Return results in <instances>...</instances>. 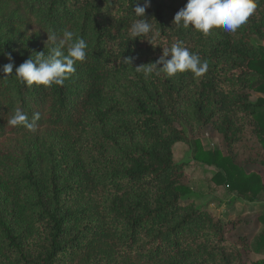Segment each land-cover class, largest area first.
I'll return each mask as SVG.
<instances>
[{"label":"trees","instance_id":"1","mask_svg":"<svg viewBox=\"0 0 264 264\" xmlns=\"http://www.w3.org/2000/svg\"><path fill=\"white\" fill-rule=\"evenodd\" d=\"M137 3L0 0V264H264V0L208 36L173 23L187 0H150L152 31L132 39ZM65 30L88 45L76 72L63 86L20 82L15 68ZM175 43L207 71L136 70ZM17 108L39 113L35 132L8 124ZM203 131L220 148L203 150ZM178 143L258 211L224 221L197 206Z\"/></svg>","mask_w":264,"mask_h":264},{"label":"clouds","instance_id":"2","mask_svg":"<svg viewBox=\"0 0 264 264\" xmlns=\"http://www.w3.org/2000/svg\"><path fill=\"white\" fill-rule=\"evenodd\" d=\"M150 7V0L137 3L134 13L138 17L131 25L130 34L133 38H140L152 31V25L145 18L146 9ZM257 0H187L183 8L178 10L173 23L178 27H192L196 31L208 36L213 29L222 28L226 32H235L256 11ZM48 42L51 47L50 54L44 52L35 53L15 68L16 78L27 84L63 86L65 80L76 72V63L83 62L87 56V42L83 38L75 37L73 31L65 30L62 37L55 33L48 34ZM8 58L11 59L10 54ZM135 57H125L123 61L132 64ZM157 65L162 67L157 68ZM207 61H202L198 53L191 52L188 48L175 43L169 48L163 49L162 55L154 62L136 67L142 71L145 77L155 73L173 77L178 73L190 71L199 77L207 71ZM5 77L12 76L13 63L3 66ZM40 119L39 113H34L32 120L19 108H17L8 120L11 126H23L29 131L35 132L36 121Z\"/></svg>","mask_w":264,"mask_h":264},{"label":"rangeland","instance_id":"3","mask_svg":"<svg viewBox=\"0 0 264 264\" xmlns=\"http://www.w3.org/2000/svg\"><path fill=\"white\" fill-rule=\"evenodd\" d=\"M261 44L264 47V41ZM258 96L253 94L252 100L254 101ZM197 140L205 151L220 148L219 138L212 136L208 131H203ZM173 160L175 163L185 164L184 172L187 185L197 206H206L209 210L211 207L213 214L224 221L250 216L252 212L258 211L259 204L249 206L245 202L235 201L233 195L228 193L224 186L217 185V182L212 180L215 170L203 168L194 163L191 148L187 144L178 143L173 147ZM257 259L258 257L252 256L251 263Z\"/></svg>","mask_w":264,"mask_h":264},{"label":"crops","instance_id":"4","mask_svg":"<svg viewBox=\"0 0 264 264\" xmlns=\"http://www.w3.org/2000/svg\"><path fill=\"white\" fill-rule=\"evenodd\" d=\"M258 95V94H257ZM258 97H261L260 95L258 96ZM201 166V165H200ZM203 168H208V167H205V166H202ZM236 201V200H235ZM238 201H240V200H238ZM240 202H243V201H240ZM244 203V202H243ZM246 205H249V206H251L252 204H247V203H245ZM253 205H255V204H253ZM259 208V207H258ZM210 210L213 212V210H212V208L210 207Z\"/></svg>","mask_w":264,"mask_h":264}]
</instances>
